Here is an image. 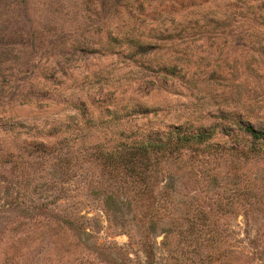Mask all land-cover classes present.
<instances>
[{
  "label": "rangeland",
  "instance_id": "rangeland-1",
  "mask_svg": "<svg viewBox=\"0 0 264 264\" xmlns=\"http://www.w3.org/2000/svg\"><path fill=\"white\" fill-rule=\"evenodd\" d=\"M257 3L0 0V264H264V146L215 133L137 158L144 181L104 156L225 116L262 126Z\"/></svg>",
  "mask_w": 264,
  "mask_h": 264
},
{
  "label": "trees",
  "instance_id": "trees-1",
  "mask_svg": "<svg viewBox=\"0 0 264 264\" xmlns=\"http://www.w3.org/2000/svg\"><path fill=\"white\" fill-rule=\"evenodd\" d=\"M257 6L260 8L264 15V0H257ZM108 40H119V42L126 41L137 45L140 48L143 44L138 42V39L134 35H110L108 33ZM133 50V49H132ZM227 117L225 122H216L213 125L209 126H198L194 129H187L181 126H175L168 131L165 137L157 136L153 138H140L134 140L130 144H126L120 147L107 148L105 150V158H109L110 162L123 161L124 164L129 168L133 175L139 177L144 181L146 177L138 167L140 165L136 164L135 160L139 157L145 158L144 166L150 165L152 162L151 153L160 154L165 158H177L178 154L185 148L195 149L199 145H209L219 144V142H211L208 139L213 136L215 133H220L222 136H229L234 139V143L229 144L230 150H236L242 154L248 153H258L264 146V124L262 126H256L249 120H245L238 115ZM225 143V142H224ZM142 164V163H141ZM145 188V187H142ZM144 190H141V193ZM109 196V195H108ZM206 223V222H205ZM203 223V224H205ZM213 222H208L204 225L206 230H214L216 227ZM194 224L189 223L182 231L183 232H192ZM209 228V229H208ZM201 230V229H199ZM212 238V243L218 244L220 239ZM204 239V240H203ZM202 241L208 240V238L203 237ZM231 240V239H230ZM229 240V243L232 242ZM264 248L262 249V251ZM146 256L151 257L152 249L150 244H147L145 248ZM227 264H236L232 261H228Z\"/></svg>",
  "mask_w": 264,
  "mask_h": 264
}]
</instances>
